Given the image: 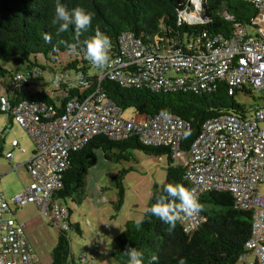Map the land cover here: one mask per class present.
<instances>
[{
	"label": "built area",
	"instance_id": "obj_1",
	"mask_svg": "<svg viewBox=\"0 0 264 264\" xmlns=\"http://www.w3.org/2000/svg\"><path fill=\"white\" fill-rule=\"evenodd\" d=\"M247 1L258 13L252 22L254 34L237 26L230 40L203 34L179 47L157 38L146 42L133 33L122 34L118 53L105 68L95 73L61 72L58 84L54 79L56 90L67 84L87 93L84 99L68 102L61 115L46 103L21 100L12 104L7 96L0 97V113L6 120L12 117L36 145L24 164L32 178L30 185L10 199L0 195V264L37 261L25 225L14 218L12 206L34 204L52 226L70 232L69 208L55 195L63 188L73 154L97 136L121 141L134 135L144 145L169 148L173 159L184 160L186 180L198 200L208 192H228L237 209L251 212V235L237 264H264V194L260 192L264 185V107L208 121L185 156L181 146L191 131L189 121L169 113L124 119L122 109L102 91V84L111 81L155 93H208L226 84L230 95L241 90L264 94V0ZM188 4L179 14V24H198L192 15L201 14L198 7L203 2L188 0ZM14 83L23 91L27 85L35 86L31 73L17 74ZM13 146L20 147L19 141ZM6 158L11 160L13 154ZM179 217L188 233L205 221L200 212L190 217L180 213ZM97 256L98 251H92L88 260Z\"/></svg>",
	"mask_w": 264,
	"mask_h": 264
},
{
	"label": "trees",
	"instance_id": "obj_2",
	"mask_svg": "<svg viewBox=\"0 0 264 264\" xmlns=\"http://www.w3.org/2000/svg\"><path fill=\"white\" fill-rule=\"evenodd\" d=\"M202 2L201 15L205 22L190 25L184 22L179 24L180 12L190 7L188 0H62L69 9L82 6L94 14L92 27L77 37L73 26L57 36L56 28L51 24L55 0H0V79L10 77L14 84V90H8L5 96L12 104L21 100L46 103L59 115L63 114L65 106L71 100L84 99L86 92L68 88L67 84H61L60 89L53 90L52 94L37 90L35 86L30 87L31 85L26 86V93H19L14 78L20 73L37 72L39 76L51 74L55 79L61 72L92 73L93 70H98L83 51V41L94 35L97 25L111 39L110 60L118 53L119 40L124 33H133L146 42L157 38L179 47L196 41L203 34L230 40L234 37L237 26L248 31L254 28L252 22L258 13L247 0ZM193 19L197 21L194 14ZM45 33L51 35L50 43L44 42L42 36ZM60 40L67 41L75 50L60 44ZM64 54L68 55V61L57 68L62 63L61 57ZM2 64H11L17 70L24 67L26 69L14 75ZM102 91L123 112L132 109L136 115L151 118L169 113L189 121L191 131L181 146L185 156L201 134L205 123L222 115L246 112L249 107L237 99L241 94L251 97L257 95L249 90L230 95L226 84H221L208 93H155L146 88H123L111 81L102 84ZM1 96L4 95L0 94ZM97 151H102L104 158L111 163L130 161L133 151L157 158L166 157L168 166L165 183H179L190 189L184 160L173 159L169 148L146 146L137 135L121 141L97 136L82 150L73 154L71 164L64 173L63 188L55 195V199L61 200L68 208L69 202L81 205L85 201L87 177L90 169L97 164ZM123 179L124 175L118 183L119 200L116 209L123 202ZM162 187L163 185L155 186L148 207L155 203ZM199 202L202 207L200 213L205 221L198 230L188 233L178 220L175 229L169 232L168 225L146 212L139 230L134 221L126 224L125 230L116 238L110 256L118 264H127L124 251L132 246L144 252V264H149L152 255L158 257L153 264H179L181 258L186 260V264H237L251 235L252 213L237 209L233 196L228 192L205 193ZM69 211L71 215L70 208ZM74 230L81 234L80 226L71 222L70 231ZM59 231L51 264H68L72 257L69 232Z\"/></svg>",
	"mask_w": 264,
	"mask_h": 264
},
{
	"label": "rangeland",
	"instance_id": "obj_3",
	"mask_svg": "<svg viewBox=\"0 0 264 264\" xmlns=\"http://www.w3.org/2000/svg\"><path fill=\"white\" fill-rule=\"evenodd\" d=\"M189 2L191 3V0ZM199 9H202V5L198 7ZM194 16L197 19V14ZM187 22L189 21L187 20ZM250 31L254 34L253 29ZM67 57V54L61 57L62 63L58 64L57 68L68 61ZM2 66L13 72L14 75L18 71L26 69L24 67L17 70L11 64H2ZM96 71L93 70L92 73ZM31 78L35 84V89L45 90L51 94L55 90L53 75L44 74L39 77L36 72H31ZM8 90H14L12 79L10 77L0 79V94L7 95ZM22 92L26 93L27 90L19 89V93ZM240 96L237 100L249 108L264 107V94H257L255 97L242 94ZM122 116L124 119H132L135 112L128 109L123 112ZM2 117L0 114V131L4 123ZM3 135V141L8 148L11 146V141L17 138L22 147L26 148L27 152H31L34 143L17 123H10L8 130ZM132 154L133 158L130 161L111 163L104 158L102 151L96 152L97 164L90 169L87 177L85 201L81 205L68 203L71 210V222L78 224L82 232L81 235L75 230L68 233L72 251V257L68 264H118L110 256V250L116 238L125 230L128 222H135L137 219L144 218L145 209L148 208L152 200L155 186L163 185L167 179L168 160L166 157L157 158L140 151H133ZM14 155L16 160L24 162L26 154H21L18 150L15 151ZM2 163L7 165L4 157L0 154V164ZM13 175L15 176V187L12 188L22 187L21 179L16 173ZM122 175H124L122 183L125 192L123 202L119 209H116L119 200L118 183ZM6 180L4 179L1 184L5 189L4 195L11 189V184L7 183ZM260 192L264 194V185L260 187ZM38 214L34 205H28L19 209L16 217L18 221L26 222L25 232H27V237L37 256V261L32 264H51L60 231L52 226L43 215ZM95 250L99 252L100 257L96 260L92 259L90 262L91 252ZM83 258L85 259L81 260Z\"/></svg>",
	"mask_w": 264,
	"mask_h": 264
},
{
	"label": "clouds",
	"instance_id": "obj_4",
	"mask_svg": "<svg viewBox=\"0 0 264 264\" xmlns=\"http://www.w3.org/2000/svg\"><path fill=\"white\" fill-rule=\"evenodd\" d=\"M93 16L94 14L91 11L82 6L69 9L62 3V0H55L51 24L56 28L57 36L65 33L70 26H73L76 36L79 37L81 32L88 31L92 27ZM42 38L46 43L51 42L50 34L45 33ZM58 42L75 50V47L65 40ZM110 48L111 39L101 31L99 25L95 27L94 35L83 41V51L86 54V58L98 69H103L108 65L110 61ZM60 81L61 75L57 74L55 82L58 84ZM201 210V204L194 192L179 183L163 184L162 191L156 196L155 203L145 209L151 216L158 218L161 222L168 225L169 232L175 229L176 223L180 218L179 213L190 217L198 214ZM142 222V218L135 221L137 230L140 229ZM124 255L127 257V264H144V252L137 247H127ZM157 260L158 257L152 255L149 258V264H153ZM179 264H186V260L181 258Z\"/></svg>",
	"mask_w": 264,
	"mask_h": 264
},
{
	"label": "crops",
	"instance_id": "obj_5",
	"mask_svg": "<svg viewBox=\"0 0 264 264\" xmlns=\"http://www.w3.org/2000/svg\"><path fill=\"white\" fill-rule=\"evenodd\" d=\"M2 115V114H1ZM3 116V115H2ZM3 118V125H2V130L0 131V154H2V156L4 157L5 161L7 162V165L5 163H2L0 164V185L2 184L3 180L7 179L6 182L7 183H10L11 186H10V190L6 193V195L3 194V191L5 190L3 187V185H1V188H0V195H2L3 197L7 198V199H10L12 196H14L15 194L21 192L22 190H24L25 187H27L28 185H30V183L32 182V178L30 176V174L28 173L27 169L25 168L24 164L33 156V154L35 153L36 151V145L33 144V147L31 149V152H27L26 148L22 147V144L21 142L15 138L11 141V146L10 148L7 147V145L5 144V142L3 141L4 140V135L3 133H5L7 130H8V127L11 124H15L16 122L12 119V117H9L7 120ZM19 125V124H18ZM20 126V125H19ZM21 127V126H20ZM22 128V127H21ZM23 129V128H22ZM25 131V130H24ZM26 132V131H25ZM27 133V132H26ZM28 134V133H27ZM15 140H18L19 143H20V147H14L13 146V142ZM32 140V139H31ZM34 143V142H33ZM20 151L21 154H26L25 156V159H24V162L22 161H19V160H16L15 159V151ZM8 153H12L13 154V158L10 160L8 158H6V155ZM22 162V163H21ZM14 168H17L16 170H14ZM13 173H16L18 175V177L21 179L22 181V187L20 188H12V187H15V176L13 175ZM24 179V181H23ZM18 190H20L18 192ZM28 205H34V204H27L26 206ZM24 206V207H26ZM35 208L37 209L38 211V215L41 216L40 214V211L38 209V207L36 205H34ZM23 207H16V206H12V211H13V215H14V218L18 221L17 217H16V214L18 212L19 209H21ZM19 223H22L25 225L26 222H21L20 220L18 221ZM25 229H26V225H25ZM26 233V236H27V232ZM82 234V232H81ZM80 234V235H81ZM28 238V237H27ZM29 240V239H28ZM98 257V258H97ZM96 257V259H99V252H98V256Z\"/></svg>",
	"mask_w": 264,
	"mask_h": 264
},
{
	"label": "water",
	"instance_id": "obj_6",
	"mask_svg": "<svg viewBox=\"0 0 264 264\" xmlns=\"http://www.w3.org/2000/svg\"><path fill=\"white\" fill-rule=\"evenodd\" d=\"M188 12H189V10H188ZM204 22H205L204 17L201 14L197 15V21H195V22L193 21V23H198V24H202Z\"/></svg>",
	"mask_w": 264,
	"mask_h": 264
}]
</instances>
